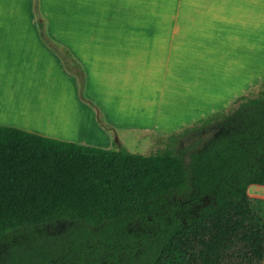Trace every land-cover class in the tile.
Masks as SVG:
<instances>
[{
	"label": "trees",
	"instance_id": "trees-1",
	"mask_svg": "<svg viewBox=\"0 0 264 264\" xmlns=\"http://www.w3.org/2000/svg\"><path fill=\"white\" fill-rule=\"evenodd\" d=\"M203 123L149 154L0 125V264H262L264 90Z\"/></svg>",
	"mask_w": 264,
	"mask_h": 264
},
{
	"label": "crops",
	"instance_id": "crops-1",
	"mask_svg": "<svg viewBox=\"0 0 264 264\" xmlns=\"http://www.w3.org/2000/svg\"><path fill=\"white\" fill-rule=\"evenodd\" d=\"M31 2L0 0V125L40 136L111 148L118 120L170 126L264 63V0H38L77 75L42 41Z\"/></svg>",
	"mask_w": 264,
	"mask_h": 264
},
{
	"label": "rangeland",
	"instance_id": "rangeland-1",
	"mask_svg": "<svg viewBox=\"0 0 264 264\" xmlns=\"http://www.w3.org/2000/svg\"><path fill=\"white\" fill-rule=\"evenodd\" d=\"M33 1L28 9L27 15H32L36 17V13H34ZM73 67H76V64H71ZM243 88L236 90H224V91H214L211 90L209 96L208 104L202 109L195 108L193 112H188L185 114L177 115L176 121L172 123L170 126L160 127L157 130L145 129L143 130L140 126H135L138 122L135 120L136 117H124L123 119L118 120L115 124L117 128L112 130V139L114 143H120L130 152L132 153H141V154H149L155 153L164 148L168 147L170 142L165 137V135L169 132L167 130L172 129L171 132H181L184 129L193 130L195 128L202 127L203 121L207 117L215 114V113H228L229 110L233 107V101L236 100L239 96L248 95V96H256L260 93V91L264 90V63L260 65L259 73L257 77H255L252 82H244ZM102 119L104 123L109 126V124L105 121L104 116L101 112ZM136 128H134V127ZM202 130V129H201ZM207 133L204 132V135ZM191 136V132L186 134L185 136L179 138L178 143L181 146L186 145V140ZM112 147H115V144H112ZM257 187H262V185H250L248 188V194H255Z\"/></svg>",
	"mask_w": 264,
	"mask_h": 264
}]
</instances>
